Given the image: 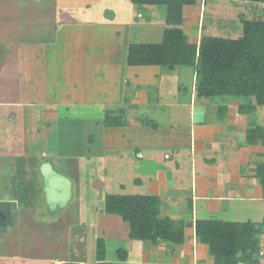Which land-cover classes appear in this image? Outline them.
Listing matches in <instances>:
<instances>
[{
    "label": "crops",
    "instance_id": "1",
    "mask_svg": "<svg viewBox=\"0 0 264 264\" xmlns=\"http://www.w3.org/2000/svg\"><path fill=\"white\" fill-rule=\"evenodd\" d=\"M202 3L181 13L180 28L196 46ZM157 6L0 0V264L94 261L87 231L104 239L107 262L214 264L196 241V220L264 226L256 175L264 139L246 140L248 129L264 127V106L239 112L245 99L230 96L200 104L194 66L126 64L128 44L161 42ZM44 166L70 181L66 198H46ZM106 193L157 197L160 217L183 222L184 241L129 239L128 224L104 212ZM64 231L83 244L68 251Z\"/></svg>",
    "mask_w": 264,
    "mask_h": 264
},
{
    "label": "trees",
    "instance_id": "2",
    "mask_svg": "<svg viewBox=\"0 0 264 264\" xmlns=\"http://www.w3.org/2000/svg\"><path fill=\"white\" fill-rule=\"evenodd\" d=\"M131 1L137 6L164 5L166 27L160 43L128 44L126 64L194 66L195 98L200 104L206 106L215 97L230 96L245 99L238 107L239 112L248 113L257 106H264V0H238L244 7L237 15L241 29L237 37L206 34L203 28L198 46L189 44L180 28L182 6L194 4L195 0ZM246 10L248 12L244 14ZM257 138L264 139L263 126L247 130L248 142ZM256 175L264 193V163L256 168ZM103 210L117 215L128 224L129 239L147 240L152 244L158 241L180 244L184 241L183 222L160 217L159 200L155 196L104 194ZM263 232L264 226L255 228L251 222L202 219L194 223L196 241L208 246L214 264H256L257 239ZM89 234L95 259L82 264H115L104 259V239L88 231L85 232L86 239ZM77 238L81 237H76L77 245L74 247L84 242ZM74 247H69L68 251L72 252ZM61 264L81 263L68 259Z\"/></svg>",
    "mask_w": 264,
    "mask_h": 264
},
{
    "label": "rangeland",
    "instance_id": "3",
    "mask_svg": "<svg viewBox=\"0 0 264 264\" xmlns=\"http://www.w3.org/2000/svg\"><path fill=\"white\" fill-rule=\"evenodd\" d=\"M200 1V0H199ZM202 1V0H201ZM203 6H204V16H203V22H204V33L206 34H210V35H217V36H224V37H232L235 38L237 37L240 32L241 29L240 28V24L237 18V14H239L242 10V8L244 7L243 4L240 3V1L238 0H203ZM158 8L162 9L161 13L159 14L158 12H156V16L157 18H160V15L163 16V13L165 14V6L164 5H158ZM164 10V11H163ZM248 11H243L244 14H246ZM164 19V17H162V19L160 18V20L162 21ZM222 21H227L228 22V31L225 32L223 30V24ZM166 26V23L164 22V25ZM187 82V81H186ZM219 99V97H215L214 99ZM75 114H79L82 116V114H90V115H97L99 111L96 110H91V111H84V110H80V109H76L73 111ZM66 112L63 110H59L58 114H65ZM79 136L76 137L73 141L74 142H79ZM72 143V142H69ZM74 167H77V157H74ZM77 170V169H74ZM78 174V172H77ZM82 177H84V175H82ZM97 182L99 179H96ZM131 184V182L129 183H125L126 185V189L125 192H129L127 190L129 189V185ZM102 190V189H101ZM100 190V194L104 191ZM106 194H111V193H106ZM31 210V209H30ZM32 213L33 212H28V214L26 215V217H32ZM77 234L78 231H76ZM65 234V231H64ZM66 238H68L67 234H65ZM70 236V248L74 247V245H77V241L75 242V239L72 238ZM78 239V238H77ZM28 238H25V241L27 242ZM87 242H90L88 240H91V238L86 239ZM29 247H33L34 245H29V243H26ZM46 244V243H44ZM79 245V244H78ZM40 246V245H38ZM11 247L13 249L16 250H20V251H25L24 246L21 245L20 247H16L14 245H11ZM42 247V246H40ZM27 248V247H26Z\"/></svg>",
    "mask_w": 264,
    "mask_h": 264
},
{
    "label": "water",
    "instance_id": "4",
    "mask_svg": "<svg viewBox=\"0 0 264 264\" xmlns=\"http://www.w3.org/2000/svg\"><path fill=\"white\" fill-rule=\"evenodd\" d=\"M44 167L46 168L44 171L46 198L49 201L66 198L67 193H69L70 181L66 177L55 173L49 166Z\"/></svg>",
    "mask_w": 264,
    "mask_h": 264
},
{
    "label": "built area",
    "instance_id": "5",
    "mask_svg": "<svg viewBox=\"0 0 264 264\" xmlns=\"http://www.w3.org/2000/svg\"><path fill=\"white\" fill-rule=\"evenodd\" d=\"M257 251L254 254L258 264H264V232L257 239Z\"/></svg>",
    "mask_w": 264,
    "mask_h": 264
}]
</instances>
